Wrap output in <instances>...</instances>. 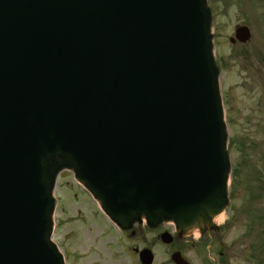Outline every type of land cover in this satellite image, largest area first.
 Listing matches in <instances>:
<instances>
[{"label":"water","instance_id":"1","mask_svg":"<svg viewBox=\"0 0 264 264\" xmlns=\"http://www.w3.org/2000/svg\"><path fill=\"white\" fill-rule=\"evenodd\" d=\"M208 24L204 0H0V264H63L62 167L122 228L214 226L229 163Z\"/></svg>","mask_w":264,"mask_h":264},{"label":"rangeland","instance_id":"2","mask_svg":"<svg viewBox=\"0 0 264 264\" xmlns=\"http://www.w3.org/2000/svg\"><path fill=\"white\" fill-rule=\"evenodd\" d=\"M213 26L230 184L222 220L199 239L200 243L208 240V244L192 245L196 237H189L186 242L164 245L158 234L172 232V226L161 222L150 227L144 219L133 222L126 231L136 233L126 237L100 214L71 172L63 168L52 188L51 241L64 264H140L133 249L145 247L153 252L152 264H173L170 254L174 250H179L189 264H216L217 241L224 252L235 242H242L237 249L243 256L228 253L229 264H256L258 259L264 264V29L258 39L235 48L230 55L225 40L228 27L218 29L216 18Z\"/></svg>","mask_w":264,"mask_h":264},{"label":"flooded vegetation","instance_id":"3","mask_svg":"<svg viewBox=\"0 0 264 264\" xmlns=\"http://www.w3.org/2000/svg\"><path fill=\"white\" fill-rule=\"evenodd\" d=\"M207 4L210 10L212 32L214 33L216 30L213 26L215 18L217 23L220 24L218 29L223 30L228 27L227 30L230 31L228 36H225V40L230 45V55H232L235 48L246 46L254 38L258 39L263 35L264 0H207ZM217 243L219 246L221 245L220 242ZM241 244V241H237L233 244L234 248L231 247L228 251L218 250L216 264H229L226 258L228 253L232 256L235 255V257L243 256V251L237 249V247H242ZM255 263L262 264L260 259Z\"/></svg>","mask_w":264,"mask_h":264},{"label":"bare ground","instance_id":"4","mask_svg":"<svg viewBox=\"0 0 264 264\" xmlns=\"http://www.w3.org/2000/svg\"><path fill=\"white\" fill-rule=\"evenodd\" d=\"M223 218V212H220L219 214L217 215H214L212 217V224H216V223H219ZM199 226L197 224L191 226L189 229H187L186 231H188L187 233H192L194 235H198L199 234Z\"/></svg>","mask_w":264,"mask_h":264}]
</instances>
